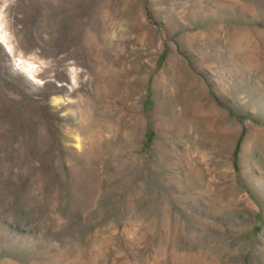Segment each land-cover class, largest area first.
<instances>
[{"label": "rangeland", "instance_id": "374dc122", "mask_svg": "<svg viewBox=\"0 0 264 264\" xmlns=\"http://www.w3.org/2000/svg\"><path fill=\"white\" fill-rule=\"evenodd\" d=\"M212 263L264 264V0H0V264Z\"/></svg>", "mask_w": 264, "mask_h": 264}, {"label": "bare ground", "instance_id": "6f19581e", "mask_svg": "<svg viewBox=\"0 0 264 264\" xmlns=\"http://www.w3.org/2000/svg\"><path fill=\"white\" fill-rule=\"evenodd\" d=\"M184 262V261H183ZM190 262V261H189ZM213 264V263H212Z\"/></svg>", "mask_w": 264, "mask_h": 264}]
</instances>
